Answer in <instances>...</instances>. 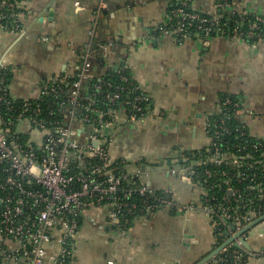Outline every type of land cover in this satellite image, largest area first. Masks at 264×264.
<instances>
[{"label": "crops", "instance_id": "0c3cea01", "mask_svg": "<svg viewBox=\"0 0 264 264\" xmlns=\"http://www.w3.org/2000/svg\"><path fill=\"white\" fill-rule=\"evenodd\" d=\"M171 1L27 0L23 30H0V69L11 72L14 100L36 99L53 78L74 73L78 50L90 44L95 75L124 65L152 102L140 120L127 122L126 112L117 111L106 130L109 154L122 163L126 178L167 193L170 204L136 217L122 231L108 226V207H87L73 244L74 264L199 263L216 248L215 228L198 207L199 188L184 177L187 163L171 155L209 146L206 118L218 113L222 94L243 99L248 127L264 138V40L178 43L162 31ZM192 7L207 15L219 10L215 0H192ZM227 9L264 16V0H232ZM189 204L195 208L184 209ZM247 240L252 253L264 251V233L248 234ZM0 247V264H30L5 256H13L17 242L0 238ZM246 264H264V255Z\"/></svg>", "mask_w": 264, "mask_h": 264}, {"label": "built area", "instance_id": "2783aa9c", "mask_svg": "<svg viewBox=\"0 0 264 264\" xmlns=\"http://www.w3.org/2000/svg\"><path fill=\"white\" fill-rule=\"evenodd\" d=\"M230 1L215 0L218 9L226 11L230 17L238 13L240 18L233 20V26L228 25L230 19L225 20V12L218 10L214 15H207L194 10L192 0H172L168 23L162 31L178 43L188 40L208 43L214 37L244 39L252 44L264 40V30L260 29L264 26V16L252 14L255 19L249 20L250 13L228 12ZM24 2L0 0L1 31L20 33L23 30L22 21L27 15L22 6ZM190 7L194 12H190ZM105 8L103 3L100 9ZM9 19L11 26L7 23ZM92 47L85 46L80 66L72 73L76 81L71 82L66 91L69 109L64 110V122L50 124L39 118L42 114L39 107L34 109V114L27 115L32 111L28 102L21 107L18 122L12 125L14 130L6 128V123L0 119V238L18 245L13 256L5 253L9 258L27 259L30 264H74L73 244L80 231V217L88 205L108 207V226L122 231L131 226L134 218L154 214L170 204L167 193L157 192L140 182H133L135 189L125 190L122 181L126 175L118 172L122 163L112 160L109 154L111 138L106 130L114 125L117 111L123 109L126 121L131 122L145 118L152 107L143 88L135 80L122 76L123 85L103 96V109L96 107L93 98L89 99L88 106L81 104L85 83L95 75ZM112 70L120 73L126 67L120 65ZM63 79L67 78H53L49 91L64 92L58 86ZM95 91L101 94L102 86L95 85ZM122 92H126L124 100ZM247 113L241 97H221L218 113L206 118L205 130L210 144L202 149L204 153L199 150L194 151L200 152L198 155L192 154L194 152L171 155L174 162L187 163L184 177L199 188L198 207L208 216L215 232L223 226L230 237L264 215V186L259 183L257 174V170L264 172V138L252 134L245 121ZM217 116L219 118L213 119ZM232 118L238 120L239 126H228ZM82 130L85 137L80 140ZM24 135L27 139L21 141ZM231 140L243 143L231 144ZM223 166L231 167L232 171H217ZM216 178L221 182L217 183ZM126 179L130 183L136 180ZM234 181L249 182L251 186L243 193L233 185ZM252 191H256L255 197ZM133 193L144 197L141 209L127 201ZM260 201L263 204L255 206ZM194 208L191 204L184 207L186 210ZM230 224L235 230H231ZM237 243L240 247L234 252V264H246L249 258L264 255V251L252 253L239 240Z\"/></svg>", "mask_w": 264, "mask_h": 264}, {"label": "trees", "instance_id": "16d2710c", "mask_svg": "<svg viewBox=\"0 0 264 264\" xmlns=\"http://www.w3.org/2000/svg\"><path fill=\"white\" fill-rule=\"evenodd\" d=\"M18 1H27V0H18ZM232 4V0L230 1ZM190 12H194L193 8L191 9L190 7ZM195 10V9H194ZM220 13L225 12V20L226 19H230L228 22L229 26H233L235 25V22H233V20H238L240 17L238 15V13H235L233 15V17H230L229 14L222 10L219 9ZM248 19L249 20H254L255 16L254 15H248ZM7 23L9 24V26H11V20H7ZM196 25V24H195ZM194 26L191 27V29H193ZM261 30H264V26H262L260 28ZM83 49H79L78 50V56L80 57L83 53H82ZM92 50L93 47H92ZM94 64V63H93ZM80 66V65H79ZM115 70V69H114ZM114 70H110L107 73L103 74V75H94L93 79H89L85 84V89L83 92V96L81 99V104L83 106H88L90 104L89 99L93 98V100L96 102V107H100V108H104L105 106L102 105V100H103V96L107 95L108 93H112L114 92L116 87L122 86V76H126L129 79H133L130 71L126 68V70L124 72H116ZM63 78H67L63 79V81L60 82V84H56L58 86H60L64 92H57V93H53L50 92V86H52V83H48L42 91V94L40 95V97L36 98V99H29L28 101L24 100V99H19V100H14L8 90L10 81H11V72L9 70L3 71L0 70V98H3L2 100H0V119L2 120V122L6 123V128H12V125H15L18 122V115H19V111L21 110V107L25 104V102H28L30 104V107L32 108V111L29 112L27 115H32L34 114V109L39 107L42 111L41 116H39V118L47 120L50 124H56L57 122H64V120H66L65 118V113L64 110H68L69 109V104L67 103V99H68V94H67V89L70 87L71 82L76 81L75 77L73 74H64L63 76H61ZM1 79H3V81H1ZM101 80V81H100ZM134 80V79H133ZM95 85H101L102 86V93L98 94L97 91H95ZM126 92H122V94L124 95ZM222 98L225 97H231V98H235L234 95H229V94H222L221 95ZM88 99V100H87ZM125 99V95L123 96V100ZM8 101L10 102V104H8ZM35 116V115H33ZM215 118H219L217 117H213V119ZM228 126L233 127H237L239 126V122L238 120L232 118L229 123ZM57 127V125H56ZM211 135V134H210ZM22 140L21 141H26L27 136H21ZM230 138V137H229ZM228 138V140H229ZM255 140V139H254ZM257 141V140H256ZM231 144H242L240 141H230ZM205 150H202L201 153H204ZM191 153V152H190ZM189 154V153H188ZM194 155H198L200 154V152H194L192 153ZM255 156L260 155V153H254ZM190 156H192L190 154ZM123 166V165H121ZM121 166H119L118 172L122 175L125 174L124 170L121 168ZM221 170H225V171H232L231 167L228 166H223L222 168L218 169L217 171H221ZM257 174H258V178H259V183H261L262 186H264V172H260L257 170ZM2 175H4L2 173ZM220 178H216L217 183L221 182L219 180ZM133 182H137L139 183V181L136 180H132V182L130 183L129 181H127L126 178H124V180L122 181V186L124 187L125 190H130V189H135L136 187L133 185ZM233 185L238 186L241 190H244L247 187L251 186V183L249 182H242V183H237L236 181L233 182ZM219 192V190H217ZM253 195L252 197H255L257 195L256 191H252ZM144 199V197H141L138 193H133L128 199L127 201L130 203H136L140 209L142 207V200ZM259 204H263V201L261 202H256L255 206L259 205ZM88 205V204H87ZM89 207V205L87 206ZM86 207V208H87ZM253 208V206H252ZM133 218H131L132 220ZM135 219V218H134ZM83 222V215L82 217H80V226ZM133 222V221H132ZM227 228L221 226L219 228V230H216V238H217V244H216V248L215 250L220 247L224 242H226V240L228 239L227 237ZM238 250L237 248H235L234 246L228 247L226 251H222L220 252L217 256H215L211 261H209L207 264H234L233 262V255L234 252Z\"/></svg>", "mask_w": 264, "mask_h": 264}, {"label": "water", "instance_id": "95a60500", "mask_svg": "<svg viewBox=\"0 0 264 264\" xmlns=\"http://www.w3.org/2000/svg\"><path fill=\"white\" fill-rule=\"evenodd\" d=\"M170 197V196H169ZM231 230H235V228L230 224ZM256 233H264V215L254 220L251 224L243 228L241 231H239L236 236L230 237V233L227 232L228 239L226 242H224L220 247H218L216 250L211 252L208 256H206L203 260H201L197 264H207L209 261H211L215 256H217L222 250L226 249L230 245L239 248V244L237 243V240H239V243L248 251H252V248L250 244L248 243V240L244 237L246 234H256Z\"/></svg>", "mask_w": 264, "mask_h": 264}]
</instances>
